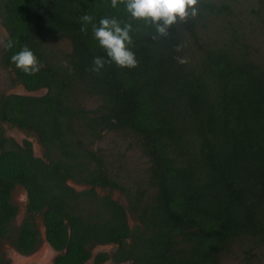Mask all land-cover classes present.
I'll return each mask as SVG.
<instances>
[{
    "label": "trees",
    "instance_id": "16d2710c",
    "mask_svg": "<svg viewBox=\"0 0 264 264\" xmlns=\"http://www.w3.org/2000/svg\"><path fill=\"white\" fill-rule=\"evenodd\" d=\"M198 7L154 41V27L111 0H0L3 66L26 90H47L0 95V123L36 134L44 148L36 156L29 139L20 144L0 125V241L13 233L12 192L22 185L29 214L11 242L24 254L35 249L33 214L42 211L45 239L59 251L54 264H86L97 243L117 245L116 264H224L238 249V264H261L264 67L227 0ZM84 15L97 25L104 17L131 22L138 66L90 71L94 57L107 56L92 24L81 31ZM25 45L40 61L35 75L11 62ZM113 131L138 139L150 162L144 181L127 186L107 169L97 145ZM103 189H118L127 204Z\"/></svg>",
    "mask_w": 264,
    "mask_h": 264
},
{
    "label": "rangeland",
    "instance_id": "374dc122",
    "mask_svg": "<svg viewBox=\"0 0 264 264\" xmlns=\"http://www.w3.org/2000/svg\"><path fill=\"white\" fill-rule=\"evenodd\" d=\"M218 1V0H217ZM229 7L236 12V24L240 27L241 33L245 41L249 45V49L254 54L257 61L264 67V0H227ZM206 32L215 31L212 23H208ZM210 31V32H211ZM213 33V32H211ZM8 33L0 21V95L10 93L29 94L22 84L14 83L13 74L10 69L3 66L1 62L2 48ZM206 35V34H205ZM69 45L63 43V46ZM40 95L45 93L44 89L34 91ZM90 103V101H89ZM4 129L6 136L13 137L18 142L29 138L33 143V150L37 156H43V149L35 134H28L23 129L11 126L8 123H0ZM97 147L100 148L105 165L110 173L117 177L119 181L127 186L137 182L144 181L148 176V168L150 162L147 156L143 153L138 139L123 131L108 132L99 142ZM78 190L87 188L85 184L75 183L70 181ZM101 194L108 193L113 198L119 200L124 205L127 204L125 195L118 189H103L99 190ZM13 201L17 204L19 212L12 222L13 233L10 237L3 238L0 241V252L2 257L6 259L0 264H53V259L57 251L53 250L47 242L42 241L40 247L29 255H22L17 252L11 242L17 232L23 217L26 213L27 196L23 186H17L13 192ZM38 225L44 237V227L42 226L41 216L37 218ZM130 225H134L136 221L130 217ZM45 242V243H44ZM117 245L115 244H100L95 245L93 253L98 251L115 252ZM237 254H232L227 257L224 264H238L243 257V251ZM116 263L110 260L109 264ZM264 264V258L260 262ZM93 264V260L89 261Z\"/></svg>",
    "mask_w": 264,
    "mask_h": 264
},
{
    "label": "clouds",
    "instance_id": "9594fccd",
    "mask_svg": "<svg viewBox=\"0 0 264 264\" xmlns=\"http://www.w3.org/2000/svg\"><path fill=\"white\" fill-rule=\"evenodd\" d=\"M119 5L125 7L131 20L143 21L146 26L154 27L155 31L150 34L154 41L169 37L173 25L187 23L199 13V0H111V7L117 8ZM82 21L85 26L81 31L87 32V25L92 24L94 39L107 56V59L94 57L90 71L99 73L106 64L111 63L128 69L138 66L139 62L132 51L134 41L131 22L122 24L115 17H104L97 25L92 23L93 17L90 15H84ZM175 50L180 52L181 46L178 45ZM176 59L180 64L187 63L186 58L177 56ZM11 62L27 75H35L40 71L38 57L26 45L11 56Z\"/></svg>",
    "mask_w": 264,
    "mask_h": 264
},
{
    "label": "flooded vegetation",
    "instance_id": "af4514ba",
    "mask_svg": "<svg viewBox=\"0 0 264 264\" xmlns=\"http://www.w3.org/2000/svg\"><path fill=\"white\" fill-rule=\"evenodd\" d=\"M36 135V134H35ZM37 136V135H36ZM38 137V136H37ZM26 139H29V138H26ZM24 140V139H23ZM30 140V139H29ZM31 141V140H30ZM20 144H22L23 143V141L22 142H19ZM31 143H32V141H31ZM39 143H40V141H39ZM40 145H41V143H40ZM42 146V145H41ZM32 148H33V143H32ZM42 149H43V153H44V148L42 147ZM34 151V150H33ZM34 154H35V152H34ZM36 155V154H35ZM37 156V155H36ZM38 157H44V154H43V156H38ZM70 183V182H69ZM71 184V183H70ZM72 185V184H71ZM17 186H22V185H16L15 186V188H14V190L16 189V187ZM73 187H75L74 185H72ZM24 187V186H23ZM76 188V187H75ZM24 189H25V187H24ZM77 189V188H76ZM14 190H13V192H14ZM78 190V189H77ZM81 190V189H80ZM25 191H26V189H25ZM13 192H12V199H13ZM26 196H27V203H28V195H27V191H26ZM17 205V204H16ZM18 212H19V208H18ZM18 212H17V214H18ZM17 214L15 215V217L17 216ZM29 214V211H28V208H27V205H26V213H25V216L23 217V220H24V218L27 216ZM39 216H41V219H42V226L44 227V235H45V231H46V226H45V222H44V216H43V213H42V211L41 212H36V213H34L33 214V220H34V222H35V224H36V226L38 227V229H39V231H40V238H41V242L38 244V246L35 248V249H33L30 253H28V254H24V253H21L20 251H18L17 249H16V247L14 246V248H15V250L17 251V252H19L20 254H22V255H29V254H31V253H33V252H35L39 247H40V245L42 244V241H44V239H45V237H43V234H42V232H41V229H40V226L38 225V222H37V218L39 217ZM15 217H14V219H15ZM23 220H22V222H21V224L23 223ZM21 224H20V226H21ZM19 226V227H20ZM15 236V235H14ZM45 242H47L46 241V239H45ZM44 242V243H45ZM48 243V242H47ZM49 244V243H48ZM100 244H111V243H97V244H95V245H100ZM50 245V244H49ZM95 245H94V247H95ZM116 245V244H115ZM50 247L53 249V250H55L51 245H50ZM93 247V248H94ZM93 248L91 249V252H92V255L90 256V258H88L87 260H86V264H89V261L90 260H93V264H109V261L111 260L112 262H113V252H111V253H109V252H106V251H98V252H96V254H94L93 253ZM117 249V248H116ZM56 251V250H55ZM116 251V250H115ZM102 253H104V254H106V257L102 260V261H99V262H97V256L99 255V254H102ZM59 254V251H57V254H56V256ZM55 256V257H56ZM55 257H54V259H55ZM54 259H53V262H54ZM115 261V260H114ZM116 262V261H115ZM114 264H116V263H114Z\"/></svg>",
    "mask_w": 264,
    "mask_h": 264
},
{
    "label": "water",
    "instance_id": "95a60500",
    "mask_svg": "<svg viewBox=\"0 0 264 264\" xmlns=\"http://www.w3.org/2000/svg\"><path fill=\"white\" fill-rule=\"evenodd\" d=\"M24 87V86H23ZM45 90V92L47 91L46 89H44ZM28 91V90H27ZM21 94H23V93H21ZM28 95H37V94H35L34 93V91H30L29 92V94ZM38 141H39V138H38ZM44 237H45V235H44ZM49 245V244H48ZM50 246V245H49ZM54 264V263H53Z\"/></svg>",
    "mask_w": 264,
    "mask_h": 264
}]
</instances>
